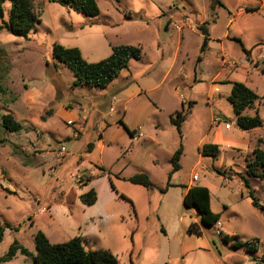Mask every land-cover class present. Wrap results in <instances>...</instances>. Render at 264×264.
<instances>
[{"label":"rangeland","instance_id":"obj_1","mask_svg":"<svg viewBox=\"0 0 264 264\" xmlns=\"http://www.w3.org/2000/svg\"><path fill=\"white\" fill-rule=\"evenodd\" d=\"M219 1L211 11L210 0H96L100 15L88 17L50 0H32L41 23L28 40L1 29L12 9V1H6L0 18V141H5L0 144V222L10 228L0 243V264H35L20 251L11 261L2 258L14 242L35 253L39 232L52 244L80 237L86 248L108 250L119 264H264L259 262L264 260V211L253 206L246 188L227 183L211 169L226 167V176L241 182L252 155L241 154L235 164L238 157L223 144L219 160L212 163L208 160L213 157L201 156L198 147L209 133L205 118L211 110L215 117L223 116V123L236 122L224 91L212 103L208 100L214 78L246 84L261 94L255 106L264 114V0ZM254 9L258 11L246 12ZM203 20L212 39L204 53L198 31ZM56 44L78 49L89 64L107 59L116 46L140 47L143 56L129 62L105 89L106 97L104 90L75 86L72 70L53 58ZM252 69L253 75H247ZM182 103L184 108L192 103L194 114L180 137L170 116L182 111ZM64 106L74 109L75 123L60 115ZM7 113L22 131L8 133L1 127ZM124 124L143 126L146 137L154 136L153 129L160 125L165 149L172 135L179 139L182 167L174 181L206 174L210 184L221 188L228 206L221 217L227 243L216 234L220 229L203 227L210 248L177 255L176 245L166 242L161 215L169 210L183 217L185 232L196 211L169 205L162 192L169 188L166 151L143 138L132 144ZM232 127H224L219 140L250 148L257 143L251 132ZM152 159L158 163L149 175L153 188L117 180L122 170L138 172L137 166L145 167ZM250 183L264 205V180L254 177ZM92 189L97 202L88 207L80 198ZM118 190L130 196V202L119 198ZM255 240L257 253L249 249Z\"/></svg>","mask_w":264,"mask_h":264},{"label":"trees","instance_id":"obj_2","mask_svg":"<svg viewBox=\"0 0 264 264\" xmlns=\"http://www.w3.org/2000/svg\"><path fill=\"white\" fill-rule=\"evenodd\" d=\"M7 0H0V18L3 20L5 16L4 4ZM12 9L10 17L7 21L3 20L4 28L8 33L28 40L31 32L35 30L36 26L41 23L40 17L37 14L32 0H11ZM50 2L58 3L62 6L71 8L78 13L84 14L88 17H97L100 15V8L96 0H50ZM218 5H221L219 0H211V11H214ZM256 12L258 10H248ZM209 23H204L198 30L205 35L203 50L207 45V26ZM244 52H246L244 50ZM143 56V50L135 46H116L112 48V54L107 59L98 63H87L81 52L78 49H67L61 45H54L53 58L60 63L66 65L72 70L75 76V86L85 85L97 90H105L108 88L120 73L127 69L131 60H140ZM262 98L253 90L243 83H235L232 92L228 97V101L233 107L236 116L237 126L242 131H251L254 129L264 127V122L261 119L259 112L251 117L244 114L245 110L252 107L256 102ZM192 104L187 109L176 113L171 117V122L175 126L178 134L181 137L182 125L190 114ZM45 118H42L44 120ZM1 127L8 133H18L23 130V126L16 121L11 113H7L1 118ZM131 136L133 132L127 130ZM0 144H5L4 140ZM264 141L258 140L257 147L253 150V161L249 165L246 176H240L239 179L248 191L249 197L252 199L253 206L261 211H264V205L259 204L255 197L254 189L251 186L250 178H260L264 180V150L262 145ZM92 145L89 146L91 151ZM201 153L203 156H210L217 158L219 155L218 146L205 145ZM183 156V147L179 146L174 153L170 163L173 167V172H178L180 167V160ZM221 175L226 176V172H220ZM123 180L128 183L141 186L147 189L154 187L150 177L145 173L136 174L130 178ZM170 176L167 187H170ZM167 189L162 190L165 192ZM83 205L91 207L97 202V193L92 189L88 193L81 196ZM184 205L188 209H194L199 218V222L190 224L188 232L189 235L195 237L203 236V227L214 229L219 223L221 216L216 214L211 209L210 191L206 187L191 188L184 198ZM10 228L8 224L0 222V243L3 241L4 232ZM220 237L224 242L229 241V236L222 233ZM236 238V237H235ZM36 252L31 253L26 249H22L17 242H14L9 252L2 258V262L11 261L20 251V253L27 257H33L35 264H119L115 255L108 250H91L84 246L82 238L76 237L68 242L61 244H52L49 239L39 232L35 236ZM259 240L250 244V251L257 253V246ZM257 244V245H256ZM240 246V244H236ZM259 262L264 263V260Z\"/></svg>","mask_w":264,"mask_h":264},{"label":"crops","instance_id":"obj_3","mask_svg":"<svg viewBox=\"0 0 264 264\" xmlns=\"http://www.w3.org/2000/svg\"><path fill=\"white\" fill-rule=\"evenodd\" d=\"M210 3H211V0H210ZM210 8H211V5H210ZM243 12H245V11H241V13H243ZM246 12L249 13L250 11L246 10ZM205 22L207 23V20H203L202 22L198 23V26L203 24V23H205ZM184 25L188 26V27L191 26V24L187 23L186 21H184ZM207 32H208V36H207L208 41H207V45L206 46L208 47L210 45L212 39L210 37V33H209V29L208 28H207ZM201 35H202L203 40H204L205 35H203L202 33H201ZM237 42L240 45H242L241 41H237ZM205 51H206V48L204 50H203V48L201 49L202 53H204ZM261 59H263V58H261ZM201 60H202V58L199 59V62ZM254 72L255 71L252 69L250 71V73L249 72L247 73V75L251 76V75H253ZM262 75L264 76V70L262 71ZM211 82L213 84V87H212L213 89H212V92H211V97L208 98L210 103H212L214 96L217 93H220L221 90L224 91L226 97H229L231 92H232L233 85L235 84V82H230V81H225V80L224 81H219V78H214ZM222 86H224V88ZM105 91L106 90H104L103 93H105L104 95L107 97L108 94H107V91L106 92ZM257 93L258 92H256V94ZM141 94H146V92L141 90ZM257 95H261V94H257ZM113 99H114V101H116L115 100V96H114ZM181 106H182V110L188 108V107L184 108L183 103H182ZM192 108H193V104H192L189 116L187 117L186 121L182 125V130H184V128H183L184 124L189 122L190 118L193 117L194 113L192 112ZM60 111H61L60 115L63 117V119H66L67 122L75 123L76 120H78V116L75 115V114H72V111H74V109L72 107H69L67 109L64 106V107L61 108ZM257 111L259 112V115H260L261 119L264 122V114H263V112H261V108L256 107L255 104L252 107L247 108L245 110L244 114L247 115V116L253 117V116L256 115ZM65 112H68V113L66 115H62ZM178 112H181V111L178 110V111H176L174 114H172L170 116V122H171V117L174 116ZM210 114L211 115L208 118L207 117L205 118L206 126L209 127V133L210 134L209 133L205 134V136H203L200 139V141L198 142V147H201V148H203L205 145L218 146V149H219L218 157L217 158H213L211 160H208V162H212V163L215 162L216 163L219 160L218 158L222 154V149L225 148V146L227 145L226 148H228L230 150V153L233 154L234 156L238 157L237 160H234V162L236 164L237 162H239V156L241 154H249L250 153L252 155L253 150L257 147V143H258L259 139H262L264 141V127L258 128V129H254V130H251V131H243V132H251V134L254 135V141H256L257 143L254 144V146L252 148H250V147H241L239 144H237L235 142H227L226 143V142H224L222 140H219L220 134L224 130V127H225L226 123H223V116L220 115V116L215 117L214 113H212V110H211ZM215 119H219V122L215 123L214 122ZM43 125L45 126V124H43ZM235 126H237V125H235ZM123 127H124L123 129L125 130V132L129 135L132 144H133V142L137 141L138 139L143 138V139H146V141H148L151 144H153L156 148L157 147L158 148H162V150L166 151L167 158H166V162L164 163V165L166 167L167 176L168 177L170 176V185L171 186L165 191L164 197L166 199L168 198L167 200H169V205L170 206H181V205H184V198H185V195L187 194V192L193 187L200 186V187H206L210 191V204H211L212 211L214 213H216V214H220L221 217L226 213V211L228 209V206L222 200L221 188L217 187V186H214L213 184H210V182L206 179V174L203 175V178L198 176V180L197 181L193 180V176L188 181H181V180L174 181V177H175V174L177 172H173V167H172L170 161H171L174 153L177 151V149L181 145L178 138H175L174 135H172V137L169 140H167V142L170 141V143H168L167 149H165L164 148V145H165L164 142H166V141H164V137L163 136H161L162 138L160 137L161 133H160L159 129H162L160 127V125L157 124L156 128L153 129L154 136H148V137H146V135L142 132V130H144V128L141 125L134 126V127H127L124 124ZM232 128L233 127H231L230 129H225V130H229L230 131V130H232ZM127 130L133 132L134 135L131 136ZM119 134H122V131ZM140 134L142 135L141 137H139ZM209 137H211V138L208 139ZM102 140L104 141L103 137H102ZM223 144H225V146H223ZM262 149L264 150V144L262 145ZM199 152H201V150H199ZM201 156H203V155H201ZM206 157H209V156H206ZM252 157H253V155H252ZM143 164H144L145 167L137 166V164H135V166H137L138 172H133L131 174H125V170H122L119 174H117V180L120 181V182L128 183L127 181H125L123 179L124 178H130V177H132V176H134L136 174H139V173H145V174H147L149 176V175H151V171L155 170L156 167L158 166V163H157V161L155 159L149 160L147 163H143ZM180 167H182V158L180 160ZM208 168H209V166H208ZM206 169H207V167H206ZM211 169H212L213 174H217L218 176L224 177V180L227 183L232 184V185L238 184L241 188H245L243 186V184L241 182H239L237 179L229 178L227 176H223V175L220 174V172H224L228 168H226V167H214L213 165H211ZM105 173H108V172H105ZM108 174L110 175V173H108ZM195 174H197V173H195ZM118 191H115V192H116V195L119 198L130 202L129 201V199H131L130 196H128L123 191H119V192ZM113 198H114V196H113ZM116 203H117V200H116ZM167 211L169 212L168 214L161 215V217H162L161 219L164 222V224H163L164 226L163 227H165L166 230H167L166 234H164V237H165L166 242L168 244L173 245L174 247L176 245L177 250H178L177 255H179V254L185 255L188 252L189 249L191 251H195L196 252L198 250H204V249H209L210 248V245H209L208 241L206 239H204V233H203L202 237H195V236L188 235L187 234L188 230H185V232H182L181 231V229H182L181 221L183 220V217L177 218L176 216H172V214H170L169 210H167ZM221 219L219 221V225H217L215 228L220 229V231L222 233L226 234V232L222 229L223 226H222V223H221ZM194 222H197V223L199 222V218L197 216L194 219ZM179 225H180V227H179ZM187 245H190V248H187Z\"/></svg>","mask_w":264,"mask_h":264},{"label":"built area","instance_id":"obj_4","mask_svg":"<svg viewBox=\"0 0 264 264\" xmlns=\"http://www.w3.org/2000/svg\"><path fill=\"white\" fill-rule=\"evenodd\" d=\"M214 122L215 123L219 122V119H215ZM235 125H237V122H235V121H232L230 123H226L225 124V129H230L232 126H235ZM141 136L142 135L140 134L139 137H141ZM193 180L194 181L198 180V174H194L193 175ZM217 225H219V223ZM216 234L220 236L221 235V231L220 230L216 231Z\"/></svg>","mask_w":264,"mask_h":264}]
</instances>
